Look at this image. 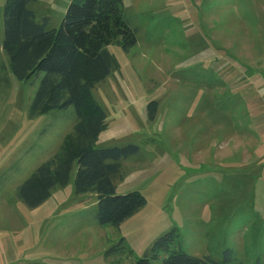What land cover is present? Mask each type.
<instances>
[{
    "label": "rangeland",
    "instance_id": "374dc122",
    "mask_svg": "<svg viewBox=\"0 0 264 264\" xmlns=\"http://www.w3.org/2000/svg\"><path fill=\"white\" fill-rule=\"evenodd\" d=\"M70 2L30 8L57 29ZM5 3L0 230L16 244L10 264H134L174 228L190 255L264 264V0H124L138 42L128 52L120 40L107 47L118 67L93 90L107 114L97 147H139L114 182L117 194L139 191L147 203L120 228L99 224L95 192H75L77 167L52 191V210L20 199L23 182L76 137L77 116L73 107L30 115L40 79L12 72L2 46Z\"/></svg>",
    "mask_w": 264,
    "mask_h": 264
},
{
    "label": "trees",
    "instance_id": "16d2710c",
    "mask_svg": "<svg viewBox=\"0 0 264 264\" xmlns=\"http://www.w3.org/2000/svg\"><path fill=\"white\" fill-rule=\"evenodd\" d=\"M37 0H6L3 49L19 81L40 79L30 106V115L73 107L77 116L75 138L63 152L40 165L18 188L29 208L47 201L57 187L69 184L77 167L75 192H95L100 225H121L147 203L139 191L117 194L114 178L121 160L139 152L136 145L97 147L107 129V114L93 90L117 69L116 57L107 49L120 40L125 52L138 42L136 31L126 20L124 0H71L62 23L48 29V18L37 21L30 5ZM158 102L148 105L154 120ZM124 239V238H123ZM177 229L164 233L134 264H231V254L222 260L197 257L183 251ZM115 251V249L113 250ZM111 252V251H110Z\"/></svg>",
    "mask_w": 264,
    "mask_h": 264
},
{
    "label": "crops",
    "instance_id": "0c3cea01",
    "mask_svg": "<svg viewBox=\"0 0 264 264\" xmlns=\"http://www.w3.org/2000/svg\"><path fill=\"white\" fill-rule=\"evenodd\" d=\"M2 170H0L1 173ZM2 173L0 174V177H2ZM62 189V188H61ZM1 190V189H0ZM53 196H51L45 203L40 205L39 207L35 208L34 211H39L40 213H44L47 211L52 210L53 202L51 201ZM0 206H2L0 204ZM5 212V211H3ZM4 213H2V220L1 223H4ZM38 218V217H37ZM4 228V226L2 227ZM9 235L5 233L4 229L2 231L0 230V264H10L11 262H15L18 260L17 257V250H16V244L13 241V239H10L11 243L8 241Z\"/></svg>",
    "mask_w": 264,
    "mask_h": 264
}]
</instances>
